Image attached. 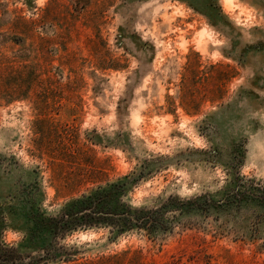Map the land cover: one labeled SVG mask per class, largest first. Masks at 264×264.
<instances>
[{"label": "rangeland", "instance_id": "1", "mask_svg": "<svg viewBox=\"0 0 264 264\" xmlns=\"http://www.w3.org/2000/svg\"><path fill=\"white\" fill-rule=\"evenodd\" d=\"M237 174L264 180V0H0V264H264ZM111 183L170 229L54 253L36 222Z\"/></svg>", "mask_w": 264, "mask_h": 264}, {"label": "trees", "instance_id": "2", "mask_svg": "<svg viewBox=\"0 0 264 264\" xmlns=\"http://www.w3.org/2000/svg\"><path fill=\"white\" fill-rule=\"evenodd\" d=\"M230 183L232 186L224 190L221 202L254 201L261 207L264 215V180L241 179L237 174ZM123 192V183L99 186L67 202L56 216H42L36 222L37 233L42 235L43 241L54 245L55 253L61 249L58 243L61 237L79 229L109 227L116 234L137 229L145 231L148 235L170 229L171 223L165 215L175 199H166L154 207H132L122 199ZM176 200L182 205L193 203L196 199ZM50 252V250H44L43 254L39 255V260L54 258ZM108 259L110 258L105 260Z\"/></svg>", "mask_w": 264, "mask_h": 264}]
</instances>
